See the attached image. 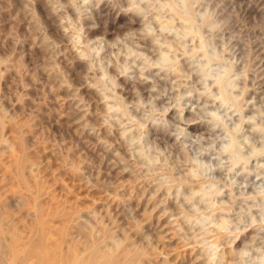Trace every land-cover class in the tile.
Here are the masks:
<instances>
[{"label":"rangeland","instance_id":"rangeland-1","mask_svg":"<svg viewBox=\"0 0 264 264\" xmlns=\"http://www.w3.org/2000/svg\"><path fill=\"white\" fill-rule=\"evenodd\" d=\"M35 246L264 264V0H0V264Z\"/></svg>","mask_w":264,"mask_h":264},{"label":"bare ground","instance_id":"bare-ground-1","mask_svg":"<svg viewBox=\"0 0 264 264\" xmlns=\"http://www.w3.org/2000/svg\"><path fill=\"white\" fill-rule=\"evenodd\" d=\"M186 7H187V5H186ZM190 20H191V18H189L188 16H187V14H185V17H184V22H186V23H190ZM221 82V81H220ZM221 84V83H220ZM220 84H218L219 86H221ZM222 86H224V85H222ZM226 86V85H225ZM221 88V87H220ZM226 90V89H225ZM225 93V92H224ZM221 95V94H220ZM222 97V96H221ZM227 99L225 100V101H227L228 100V97H226ZM223 99V98H222ZM230 101V100H229ZM228 101V102H229ZM237 102V101H236ZM234 103V102H233ZM238 103V102H237ZM42 246V245H41ZM36 247V246H35ZM33 248V251L34 252H37V255L40 257V259H42L43 260V262L45 263V264H51V262H50V258L52 257V256H50L48 253H47V251H44V250H42V249H40L41 251H39V249H38V247H36V248ZM93 255V254H92ZM69 256H71V255H69ZM68 256V257H69ZM72 256H73V254H72ZM79 256V255H78ZM77 256V257H78ZM38 257V258H39ZM73 257H75V255L73 256ZM72 257V258H73ZM98 257V256H97ZM71 257H70V259H71V261H69V264H84V262H85V260H82V259H79V258H74V259H72ZM66 259V258H65ZM68 260H69V258H68ZM65 261V260H64ZM63 261V262H64ZM96 261H97V259L95 260V257H91V259L90 260H87V262H86V264H97L96 263ZM102 261H104V260H102ZM98 262V261H97ZM62 263V262H61ZM99 263V262H98ZM62 264H64V263H62ZM101 264V263H100Z\"/></svg>","mask_w":264,"mask_h":264}]
</instances>
